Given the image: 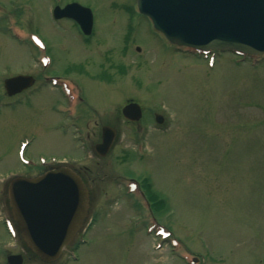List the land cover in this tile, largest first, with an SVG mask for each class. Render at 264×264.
Instances as JSON below:
<instances>
[{
	"label": "rangeland",
	"instance_id": "1",
	"mask_svg": "<svg viewBox=\"0 0 264 264\" xmlns=\"http://www.w3.org/2000/svg\"><path fill=\"white\" fill-rule=\"evenodd\" d=\"M78 1L94 10L91 41L68 21L56 24L48 0H0V95L6 73L38 74L33 92L0 107V264L6 253L24 254L4 223L9 172H26L18 159L22 140L34 161L69 156L89 170L95 192L108 189L97 196L99 220L85 242L76 239L55 264H186L170 239L155 247V233L145 232L151 222L146 207L125 195V186L113 180L115 171L147 178L163 196L158 222L174 232L182 249L203 254L200 264H264V56L243 60L230 50L215 51L208 62L176 51L146 19L129 14L125 8L134 0ZM9 13L19 17L16 24ZM33 33L48 45L49 68L41 66ZM43 70L76 81L105 121L130 98L141 103L146 121L137 125L119 113L114 150L91 156L77 142L78 125L70 127L55 110L64 102L57 89L64 79L45 83ZM87 107L83 100L79 111L84 119L87 109L92 130L97 116ZM151 112L164 114L162 127L150 122ZM24 255V264H41Z\"/></svg>",
	"mask_w": 264,
	"mask_h": 264
},
{
	"label": "water",
	"instance_id": "2",
	"mask_svg": "<svg viewBox=\"0 0 264 264\" xmlns=\"http://www.w3.org/2000/svg\"><path fill=\"white\" fill-rule=\"evenodd\" d=\"M140 10L154 25L178 44L202 49H236L264 53V0H138ZM71 4L55 9L56 15H81L91 26V13ZM58 13V14H57ZM90 30V29H89ZM9 93L33 84L31 75H16L5 81ZM127 118L140 116V107L123 108ZM111 126L103 128V140L96 145L105 155L116 140ZM11 212L21 237L43 262L55 261L69 244L89 213V190L70 167L61 166L37 177L13 178L8 190ZM11 264H22L23 255L9 256Z\"/></svg>",
	"mask_w": 264,
	"mask_h": 264
},
{
	"label": "flooded vegetation",
	"instance_id": "3",
	"mask_svg": "<svg viewBox=\"0 0 264 264\" xmlns=\"http://www.w3.org/2000/svg\"><path fill=\"white\" fill-rule=\"evenodd\" d=\"M49 1V4H50V6H51V10L55 7V6H57V5H59L60 7H64L66 4H68V3H70V2H76V1H78V0H70V1H66V0H62L61 2H55L54 0H48ZM78 2H80V1H78ZM81 4H83L82 2H80ZM92 8V7H91ZM93 9V8H92ZM94 11V10H93ZM55 20V23L56 24H58L59 26H63L64 25V23L66 22V21H68V22H70L71 23V25L74 27V28H76V29H80V26H79V24L77 23V22H75L73 19H71V18H65V17H63V18H59V19H54ZM95 26V24L93 25V27ZM78 29V31H80ZM93 33V32H92ZM92 33L90 34V35H86V34H84V33H81V31H80V33H79V35H80V38L83 40V41H85V42H87L89 39V37L92 35ZM36 78V81H38V78H37V76L35 77ZM29 90H31V88H29V89H25L24 91H21V92H19V93H16V94H13V95H8L7 94V92H6V90H5V88L3 87V95H4V97L3 98H5L6 99V101H9V102H6L5 103V105L6 104H13V103H17V101L19 102V101H21L22 100V93H24V92H28ZM60 92V91H59ZM60 94L62 95V100L65 102V100H66V98L65 97H63V94L60 92ZM78 95V94H77ZM83 100H85V102H86V105L87 106H89L88 104H87V100H86V96H85V98H84V96L82 95V96H78L77 97V101H78V104L80 105V104H82L83 103ZM66 104V103H65ZM88 109H90L91 111H93V113H96V116H97V120L95 121V123H94V125H95V127H93V129L91 130V128L88 130V128H89V125H88V121L87 120H85L86 118H87V112L85 111L84 112V114H83V116H84V119L82 118V115H80V112L77 114L76 113V115H75V117H73V118H70L69 119V122H70V127H73V126H76V125H78V127L77 128H80L81 130H80V136H79V133H78V136H76V139H77V142H79V143H85V145L86 146H88V143H96L97 141H99V140H101L102 139V127H103V125H104V123L103 122H101V121H99V119H98V117H99V115H98V113H97V108H95V107H92V106H90V107H87ZM87 110V109H86ZM88 120H89V116H88ZM76 124V125H75ZM113 124H114V122H113ZM112 124V125H113ZM73 129V128H72ZM75 134V133H74ZM76 135V134H75ZM50 165V164H49ZM50 168H53L51 165L50 166H45V167H43V166H33L32 167V171H31V173L30 174H39V173H42V172H44L45 170H47V169H50ZM76 170L81 174V176L83 177V178H86L87 180H88V178H87V174H88V169H86V167H84V166H81V167H78V168H76ZM88 183H89V187H90V195H91V200H92V203L94 204H96V202H97V196H102V194L103 195H105L106 193H107V190L108 189H106L105 190V192H103L104 191V189L102 190V189H100L99 190V193L98 194H96L95 193V185H94V183H95V180L94 179H91L90 181L88 180L87 181ZM102 201H104V202H107V201H109V199H106V200H102ZM97 216H98V212H97V210L95 211V213H94V219H96L97 218ZM93 222V221H92ZM92 224H90V225H88V227H86V229H85V233H87L88 231H89V229H91L92 228Z\"/></svg>",
	"mask_w": 264,
	"mask_h": 264
}]
</instances>
